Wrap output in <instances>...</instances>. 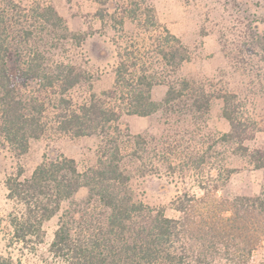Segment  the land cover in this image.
Returning <instances> with one entry per match:
<instances>
[{
  "label": "rangeland",
  "instance_id": "1",
  "mask_svg": "<svg viewBox=\"0 0 264 264\" xmlns=\"http://www.w3.org/2000/svg\"><path fill=\"white\" fill-rule=\"evenodd\" d=\"M14 1L25 10L53 5L69 31L79 36L80 42L72 36L62 38L59 31L48 28L42 37L38 29L35 38L42 48L49 47L50 62L74 64L81 72V82L64 96L70 106L77 108L94 98L119 116L103 132L80 137L63 133L55 123L58 95L52 90L41 92L47 103V130L30 141L20 159L0 143V264H63L47 252V244L70 201L62 202L60 212L44 222V243L37 250L14 240L8 222L11 204L5 179L19 165L23 176L28 175L44 153L72 157L84 171L96 164L106 136L118 134L134 196L151 206H166L169 216L177 215L168 206L176 194L186 190L201 195V185L210 186L218 196L258 192L264 169L256 168L249 155L239 153L237 143L221 137L230 130L222 95L229 96L243 145L249 152L264 151V60L256 44L263 34L264 0ZM132 7L135 18L128 16ZM148 13L153 18L147 19ZM166 30L189 52L188 61L175 71L155 53L156 34ZM118 67L125 68L127 77L144 72L159 79L150 90L157 101L169 83L179 86V80L186 78L194 89L211 95L210 107L204 112L192 109L189 94L148 116L129 114L127 90L115 83ZM227 169L231 170L228 177ZM86 194V188H81L72 201ZM247 264H264V243L249 255Z\"/></svg>",
  "mask_w": 264,
  "mask_h": 264
},
{
  "label": "trees",
  "instance_id": "2",
  "mask_svg": "<svg viewBox=\"0 0 264 264\" xmlns=\"http://www.w3.org/2000/svg\"><path fill=\"white\" fill-rule=\"evenodd\" d=\"M128 16L135 18L136 8H130ZM48 28L62 38L81 41L51 4L25 10L14 0H4L0 6V143L18 159L27 153L30 141L47 130L42 91L58 95L55 123L63 133L80 137L103 132L119 116L94 98L77 108L70 106L64 96L81 82V72L74 64H54L47 58L49 47L42 48L35 38L38 29L42 37ZM256 44L264 60V26ZM154 47L162 64L173 71L189 59L188 49L168 30L156 34ZM125 73L118 67L115 83L127 90L129 114L148 116L189 94L192 109L204 112L210 107L211 95L194 89L186 78L179 86L169 83L157 101L150 90L159 79L144 72L130 77ZM222 97L223 114L230 123L222 139L237 143L239 153L264 169V151L249 152L243 145L229 96ZM105 142L96 164L84 171L74 158L49 152L28 175L23 176L19 165L5 179L14 240L37 250L44 243V222L60 212L62 202L70 201L47 244V252L63 264H247L249 255L263 245L264 181L256 193L231 197L218 196L210 186L201 185V195L184 190L170 200L168 206L177 215L169 216L166 206H151L134 196L119 135L106 136ZM230 172L227 169V177ZM81 188L87 190L85 198L72 201Z\"/></svg>",
  "mask_w": 264,
  "mask_h": 264
}]
</instances>
